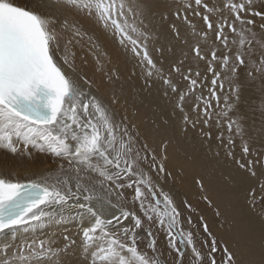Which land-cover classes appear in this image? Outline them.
Returning <instances> with one entry per match:
<instances>
[{
	"label": "snow or ice",
	"instance_id": "snow-or-ice-1",
	"mask_svg": "<svg viewBox=\"0 0 264 264\" xmlns=\"http://www.w3.org/2000/svg\"><path fill=\"white\" fill-rule=\"evenodd\" d=\"M49 3L55 12L21 6L16 0H0V149L28 158L33 157V152L45 154L53 158L54 165L24 180L0 174V232L32 227L57 211L75 208L91 218L89 226L78 234L83 264H169L168 258L170 264H185L189 249L188 264H237L236 254L227 244L219 246L203 216L201 227L211 242H201L208 247L206 253L197 247L198 232L183 226L172 196L153 178V173L156 178L171 175L165 168L167 156L158 155L127 116L118 118L111 105L95 93L93 81L77 66L74 49L89 45L99 66L97 70L103 71L99 56L92 51L98 47L95 37L89 35L83 20L91 19L110 32L138 58L147 87L153 86L155 77L165 96L169 90L178 96L176 107L182 114L183 131L190 125L211 140L210 122H214L219 133L216 139L226 155L259 181L261 195L257 197V188L251 187L249 203L255 209L259 201L264 211V162L259 153L253 159L247 158L253 156L252 149L244 140L243 128L230 115L231 97L238 90L232 84L239 69L248 68L251 63L253 70L264 72V23L259 25L258 40L253 31L255 20L246 18L259 16L264 21V11H255L253 0H222L228 15L215 5L209 8L203 3L206 13L201 18L206 28L201 33L193 31L192 36L207 44L211 33L214 40L208 52L199 42L191 49L196 59L206 65L202 77L200 71L193 73L191 67L186 73L182 71L183 61L172 65L167 73L157 67L149 50V35L142 30L147 25L140 0ZM195 5L200 7L202 0H195ZM193 13L200 15L195 9ZM212 14L218 18L213 19ZM176 16L180 18L179 10ZM172 29L180 40L179 28L173 24ZM183 43L188 44V39ZM257 45L261 49L259 67L252 59ZM81 61L87 63L83 57ZM207 73H211L210 87ZM173 74L188 81L187 92ZM252 74L249 70L248 75ZM225 82L229 85L227 94ZM204 88L207 97L202 94ZM198 89L200 95H196ZM189 95L196 96L191 107L194 116L185 111ZM111 103H118V99L113 96ZM236 136L241 139L240 159L234 151ZM166 147L164 142L162 150ZM256 165L261 168L259 175L254 170ZM195 183L203 191V181L197 179ZM202 198L211 205L206 195ZM185 203L190 211H195ZM216 215H220L218 209ZM188 224L191 225V217ZM154 227L157 232L166 233L168 258L157 247ZM57 257L52 239L0 247V264H57Z\"/></svg>",
	"mask_w": 264,
	"mask_h": 264
},
{
	"label": "bare ground",
	"instance_id": "bare-ground-1",
	"mask_svg": "<svg viewBox=\"0 0 264 264\" xmlns=\"http://www.w3.org/2000/svg\"><path fill=\"white\" fill-rule=\"evenodd\" d=\"M205 1L211 2L207 3L212 8L217 0H202L200 7L195 5V0H140L144 5L142 18L147 25V28L142 30L149 35V50L157 62V67H163L165 73L172 65L183 61L182 71L185 73L191 67L193 73L200 71L202 77L205 75V63L197 60L191 50L199 42L206 52L214 40L211 33L207 44L203 40L197 41L192 36L193 31L201 33L206 28L202 19L199 20V17L191 13L192 8H196L197 11L204 8ZM16 2L21 6L38 8L41 11H56L47 0H16ZM188 4H191V8H187ZM178 10L180 18L176 16ZM60 12L68 15L63 9ZM225 14L228 15V12L226 11ZM185 16L187 20L184 19ZM83 23L89 35L95 37L94 43L98 47L92 51L99 56L103 71L97 70L99 66L95 56L89 52V45L84 48L75 47L76 63L79 70L86 73L93 81L95 93L111 105L118 118L127 116L128 121L137 126L142 138L146 139L150 147L155 148L159 155L167 156L164 163L177 165L171 168V172L185 190H194V178L198 172H203L207 177L212 178L211 181L203 180L205 184L203 191H187L189 194H186L185 198L181 196L180 193H183L181 190L173 185L166 186L163 178H156V174L153 173L155 182L163 190L171 188L174 203L180 205L184 211L187 210L186 199L187 203H192L196 209L202 207L196 201V196L206 195L211 204L224 214V223L220 229L225 236L221 239H225L229 250L236 254L237 264H264V211H260L258 221L255 217L258 209H253L249 203L251 187L257 188V197L261 195L258 188L259 181L248 172L246 174L237 172L236 163L232 158L229 167L217 162L204 163L203 157L198 156L197 151L223 149L216 137L208 140L199 129L194 130L190 125L186 132L183 131L182 114L176 107L178 96L170 90L165 96L164 88L155 77H153V86L147 87L138 58H135L131 51L125 50L110 32L105 31L93 20L86 19ZM173 24L180 30V40L175 37ZM185 38L188 39V44L183 43ZM81 57L86 59V64L82 63ZM173 75L181 89L187 92L188 81L183 80L179 74ZM109 76L112 77L111 80L108 79ZM207 77L210 87L211 73H207ZM205 89L202 90V94L207 97L208 92L204 91ZM200 94L199 89L196 95ZM113 96L118 99V103H111ZM195 102V95L187 97L185 111L189 112V115H195L191 111ZM230 115L235 119V115L232 113ZM216 130V127L211 129L217 136L219 133ZM164 142H167L166 150H162ZM53 166V158L45 154L33 152V157L28 158L0 149V174L5 177L24 180L26 176L40 173ZM178 170L186 175L184 180L180 179ZM254 170L258 175L261 172L259 165H256ZM242 208L249 209L246 215L248 222L237 213ZM90 223L89 215L78 209L57 211L55 215L46 218L38 225L18 229L13 234L0 238V247L4 244L15 247L25 241L52 239L58 252L57 264H83L84 253L81 236L78 234ZM65 237H68V240H65Z\"/></svg>",
	"mask_w": 264,
	"mask_h": 264
},
{
	"label": "rangeland",
	"instance_id": "rangeland-1",
	"mask_svg": "<svg viewBox=\"0 0 264 264\" xmlns=\"http://www.w3.org/2000/svg\"><path fill=\"white\" fill-rule=\"evenodd\" d=\"M206 2V1H205ZM208 3H211L207 1ZM206 2V3H207ZM220 2V4L217 5V3ZM223 2H226V0H223ZM207 3V4H208ZM213 5L216 6L218 9H222L224 15H226V9H223V3L222 0H217ZM209 8L211 6L208 4ZM253 7L255 11H264V0H253ZM192 8V15H194ZM197 11V10H196ZM200 15H195L199 17V20H201L202 15L206 13V10L204 8H200L199 11ZM212 18L216 19L218 18L217 14H212ZM247 19H254L256 24L255 27L253 28V31L257 33V39H260V28L259 25L261 23H264V21H261L259 16H251L248 15L246 17ZM203 21V20H202ZM204 24V22H203ZM204 27L205 24H204ZM232 37H230L231 39ZM207 50L206 52H208ZM260 46L257 45L256 47V54L255 56L252 57L254 61H256V66L259 67V56H260ZM202 70V69H200ZM218 70H221L218 68ZM252 70L253 74L252 76L248 75V71ZM222 71V70H221ZM228 83L225 82V93H228ZM232 87L235 89H238L237 92L232 95L231 97V103L233 105L232 109L230 110V113L232 115H235V120L237 123L240 125V127L243 128L244 131V140H246L253 152V156L247 157L248 159H253L257 153L260 154L262 162H264V72H257L253 70V65L249 63L248 68L241 67L237 73V76L232 84ZM199 89L197 90V92ZM207 92V88L204 90ZM238 96V99H237ZM221 106H223V100H221ZM218 111V109H215ZM214 124V122H213ZM212 129H215V125H213ZM218 132V130H216ZM225 135H227V132L225 131ZM213 137L215 138L216 135L213 134ZM220 145V144H219ZM235 154L236 158L240 159L241 158V151H242V145H241V139L239 136H236V146H235ZM159 155V154H158ZM197 155L203 157V162L204 163H210V162H217L219 164H223L226 167H229L230 165V157L226 155V152L223 149H218V150H206V149H200L197 151ZM177 165L173 166L170 165L169 163L165 162V168L167 173H170L171 175H166V174H161V179L164 181L166 186L168 185H173L177 187L179 190H181L183 193H180L182 197H186L189 192L195 191V192H200L202 191L200 187L195 183L197 179L199 180H205L211 181L212 178L207 177L203 172H198V175L194 178V190H185L181 185L180 182H177V180L174 178L171 168H175ZM237 167V172H241L246 174L247 172L244 170H241L239 166L236 164ZM178 174L181 180H184L186 178V175L182 173L181 170H178ZM155 178V177H153ZM167 179L168 181H165ZM155 180V179H154ZM204 184V181H203ZM174 187V188H175ZM205 187V184H204ZM204 189V188H203ZM165 192L170 193V195L173 198V194L171 193V188L168 190H164ZM184 194V196H183ZM187 194V195H186ZM130 195V193H129ZM196 201L202 206L199 208L194 207V205L191 203L195 211H190L188 208L186 211L182 210L180 208V205L175 206L180 213L179 219L183 223V226L185 228L192 227L194 231L198 232L197 236V247L201 248L203 252L208 251V247L206 244H202V241H208L210 244L211 238L206 236L205 233H203L202 227H201V221L200 217L203 216L204 220L209 224L210 231L212 234L217 238V241L219 243V246H223L226 244L225 239H221L222 236H225L222 234L221 227L223 221L224 214L218 209L215 208L212 204L209 205V203L202 198V196L197 195L196 196ZM187 202V199H186ZM191 202V201H190ZM189 204V203H188ZM186 205V203H185ZM187 207V206H186ZM258 209L256 213V218L259 221L260 220V211L261 206L259 205V201L257 202V207ZM220 211V215H216V210ZM249 209L248 208H242L239 213L240 217L244 220H246V215L248 213ZM191 217V225L188 224V218ZM247 221V220H246ZM251 221V220H250ZM248 222V221H247ZM153 231L156 232V239H157V247L161 251H163L165 258L167 257L168 253V248H167V239H166V233L161 230V231H156L155 227L153 228ZM221 233V235L219 234ZM144 245H141V248H143ZM189 251V257L185 259V264H188V260L191 258L190 255V249ZM175 255V253H173ZM220 258V253H217V259ZM169 259V264H170V258Z\"/></svg>",
	"mask_w": 264,
	"mask_h": 264
}]
</instances>
